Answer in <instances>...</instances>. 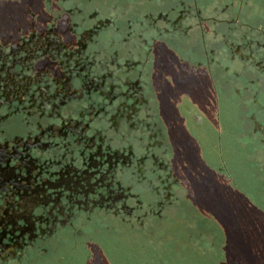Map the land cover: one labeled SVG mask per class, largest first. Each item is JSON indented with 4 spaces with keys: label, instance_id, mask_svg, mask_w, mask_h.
I'll list each match as a JSON object with an SVG mask.
<instances>
[{
    "label": "flooded vegetation",
    "instance_id": "obj_1",
    "mask_svg": "<svg viewBox=\"0 0 264 264\" xmlns=\"http://www.w3.org/2000/svg\"><path fill=\"white\" fill-rule=\"evenodd\" d=\"M221 188L264 203V0H0V264Z\"/></svg>",
    "mask_w": 264,
    "mask_h": 264
},
{
    "label": "rangeland",
    "instance_id": "obj_2",
    "mask_svg": "<svg viewBox=\"0 0 264 264\" xmlns=\"http://www.w3.org/2000/svg\"><path fill=\"white\" fill-rule=\"evenodd\" d=\"M199 195L213 226L193 211L143 231L90 237L87 264H264V203L225 188Z\"/></svg>",
    "mask_w": 264,
    "mask_h": 264
}]
</instances>
